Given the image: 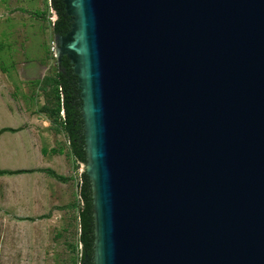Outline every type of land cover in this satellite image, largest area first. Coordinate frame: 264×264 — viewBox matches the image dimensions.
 <instances>
[{
	"label": "water",
	"instance_id": "water-1",
	"mask_svg": "<svg viewBox=\"0 0 264 264\" xmlns=\"http://www.w3.org/2000/svg\"><path fill=\"white\" fill-rule=\"evenodd\" d=\"M61 2L91 264H264V0Z\"/></svg>",
	"mask_w": 264,
	"mask_h": 264
},
{
	"label": "rangeland",
	"instance_id": "rangeland-1",
	"mask_svg": "<svg viewBox=\"0 0 264 264\" xmlns=\"http://www.w3.org/2000/svg\"><path fill=\"white\" fill-rule=\"evenodd\" d=\"M48 1L0 0V170H29L0 174V264H75L80 248L75 186L85 166L54 113Z\"/></svg>",
	"mask_w": 264,
	"mask_h": 264
},
{
	"label": "trees",
	"instance_id": "trees-1",
	"mask_svg": "<svg viewBox=\"0 0 264 264\" xmlns=\"http://www.w3.org/2000/svg\"><path fill=\"white\" fill-rule=\"evenodd\" d=\"M49 7L55 15L51 22L52 34H64L69 28L68 17L64 14L63 4L61 0H49ZM64 74L56 71L54 78L55 94L59 99L58 105L54 110L57 114L62 111V129L65 131L68 141L69 150L75 160L80 163L85 162L83 141L81 133V119L79 114V99H75L77 88L75 86V75L70 72L66 63L62 62ZM29 172L27 169H13V171L0 170V174ZM80 185L77 186L76 195L80 203L76 211L77 218V235L76 244L80 245L78 257L75 258V264H91L92 250V216H91V201L89 182L85 174L82 172L79 176ZM75 244V246H76ZM76 249V247H75ZM84 256L86 258L84 259Z\"/></svg>",
	"mask_w": 264,
	"mask_h": 264
},
{
	"label": "flooded vegetation",
	"instance_id": "flooded-vegetation-1",
	"mask_svg": "<svg viewBox=\"0 0 264 264\" xmlns=\"http://www.w3.org/2000/svg\"><path fill=\"white\" fill-rule=\"evenodd\" d=\"M66 15V14H65ZM67 16V15H66ZM68 17V21H69V16H67ZM70 22V21H69ZM69 29V28H68ZM62 62H64V63H66L67 64V66H68V68L69 69H71L72 70V68H71V64H69L68 62H67V60L65 59V57L63 56V57H61V59H60V64H59V67H57V69H59V72H61L62 74H64V68L61 66V63ZM71 70H69L70 72H72ZM73 73V72H72ZM74 74V73H73ZM75 75V74H74ZM75 86H76V82H75ZM77 88V87H76ZM75 99L78 101V99H79V96H78V89H77V92H76V96H75Z\"/></svg>",
	"mask_w": 264,
	"mask_h": 264
},
{
	"label": "built area",
	"instance_id": "built-area-1",
	"mask_svg": "<svg viewBox=\"0 0 264 264\" xmlns=\"http://www.w3.org/2000/svg\"><path fill=\"white\" fill-rule=\"evenodd\" d=\"M52 21H53V20H52ZM49 51H50L51 56L54 58V53H53V41L50 42V45H49ZM79 185H80V180L77 179L75 188L77 189V186H79ZM77 197H78V195H77Z\"/></svg>",
	"mask_w": 264,
	"mask_h": 264
}]
</instances>
